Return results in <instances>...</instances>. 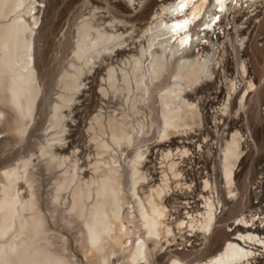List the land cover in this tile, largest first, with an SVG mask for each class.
I'll return each mask as SVG.
<instances>
[{
	"label": "bare ground",
	"instance_id": "1",
	"mask_svg": "<svg viewBox=\"0 0 264 264\" xmlns=\"http://www.w3.org/2000/svg\"><path fill=\"white\" fill-rule=\"evenodd\" d=\"M112 1L149 14L134 22L136 29L125 15L98 23L90 13L77 23L75 40L66 41L72 56L56 81L62 91L49 120L52 137L0 171V264H79L82 256L68 252L64 237L61 250L54 246L61 234L51 224L60 204V220L78 227L81 254L100 264L117 253L123 264H168L166 255L171 264H264V146H255V128L241 116L257 88L246 54L252 36L264 49V0ZM113 2H105L106 15ZM50 5L0 0V122L29 147L44 92L36 40L53 24ZM210 34L217 42L209 45ZM230 35L235 47L219 53ZM260 80L259 87L264 74ZM235 103L239 111L232 113ZM98 104L110 110L92 117ZM84 109L96 156L88 164L76 150ZM237 114L242 134L229 123ZM218 130L212 153L203 157L196 137ZM123 146L132 147L129 161ZM39 165L63 169L51 187L50 219L37 197ZM129 220L141 236L132 234ZM216 230L225 233L221 243ZM179 231L183 239L176 241ZM216 244L213 254L186 260Z\"/></svg>",
	"mask_w": 264,
	"mask_h": 264
},
{
	"label": "rangeland",
	"instance_id": "2",
	"mask_svg": "<svg viewBox=\"0 0 264 264\" xmlns=\"http://www.w3.org/2000/svg\"><path fill=\"white\" fill-rule=\"evenodd\" d=\"M107 1L113 2L112 0H107ZM107 1L106 0H50V2H51L50 16L53 18V24L50 27L45 28V30H43L42 33L37 34L38 37L36 40V46H37L36 47V51H37L36 52V62H37L36 64H37L38 75H39L41 87L43 88V91H44L43 95H42L43 100L41 101V107L38 109V112L36 115V117L38 119V121H37L38 124L32 125V122L30 123L31 128L35 131H34V136L31 137L29 140V141H31V146L29 147L26 143V140L23 142H17L16 139L13 138L11 133L9 132V128L4 125V122L3 121L0 122V171L2 169H4L5 166L17 162L22 157H26V158L31 157V155L33 153H35L36 149L38 150L39 147H41L44 143H46V141L50 138L52 131L54 129V128H52V129L49 128V126H50L49 120L52 116L51 111H52L54 104L56 102L55 99H58L57 94H59V92L62 91L61 87L59 85L58 86L56 85L57 84L56 81L59 79L61 71L64 70V68H67L69 65L68 61H70L72 54H71L70 49H68V48L66 49L65 43L68 39L75 40L74 36H75V30L77 28V23L81 22V20H83L84 17L90 16V13H94L93 19L98 23L101 22V19L103 21V19L106 20V18H107V21H109L108 19L112 18L113 16L117 17V18H121V16H124V15L127 16V19L131 23H134V22L136 23L138 21L140 22V20L141 21L146 20V17L149 14V10H147V9H143L141 13L132 14L130 11H127V8L125 7L126 6L125 3L113 2L112 4H110L111 7H113V8L109 12L110 14L109 15L107 14L109 16L108 17L106 15V13H104L105 12L104 10L107 9V4L105 3ZM262 15H264V13ZM135 23H134L135 28L136 29L139 28L140 25L135 24ZM261 25L262 26L260 27L259 31L262 32V34H263L264 24H261ZM39 26H40V24H37L35 26L36 32H39V29H38ZM210 35H212V34H210ZM252 37L254 38V39L252 38V40H253L252 46L251 47L249 46V48H248V49H250V53H247L246 55L250 58V66H251V68L255 74V78H256L255 84H256L257 88H254L255 93L252 94V92H253L252 91L250 93L248 99L246 100V102L243 103V104H245V105H243L244 113H241V116L245 115L246 122L248 124L250 123L255 128L254 138L256 137L255 140L257 141L255 146H257V147L261 146L262 147V146H264V133L261 132L263 127L260 124V119L258 118L257 114H259V112H260L258 110H260V106L262 104L261 102L264 101V84L261 85L262 89H261V87H259L260 81H261L260 78H261L262 74H264V49L261 47H257L256 42H255L256 39L254 36H252ZM212 38H213L212 40L211 39L209 40V43H208L209 45L211 44L212 41L217 42V40H215V35H212ZM234 39H235L234 36H232V35L228 36V39L221 44L222 47H220L219 53L224 52L227 55L231 51V49H233V46L231 47V45H234V47H235ZM229 65L230 66H229V70L227 71V75H228V77H234V71H233L234 65L233 64L232 65L229 64ZM231 74L233 76H231ZM240 88H242V86H240ZM240 88H239V90H240ZM261 98H262V100H260ZM256 99H258V100H256ZM244 106H245V109H244ZM100 108H101V111L103 109L102 112H104L105 114H106V112H108V110H110L107 108L99 107V104H98L96 106L97 110L95 109V111L93 112L94 114L93 113L91 114L92 117L97 114V112H98V110H100ZM238 109H239V105L237 103L232 105V113L235 112V110L237 111ZM245 110H246V112H245ZM85 111H86V109H84L82 112V116L85 117V118L83 117L85 119L84 120L85 122L83 124L84 127H82L83 128L82 134L79 135V146L76 148V150L78 149V152H79V153H77L78 154L77 157L80 158L79 160L81 162L83 161L84 163L88 164V163H90L89 161H91V163L94 162L93 160H95L94 157H96V156H95V152L93 151V148L90 147L89 132L85 131V129L87 130L88 125H89L88 123H90V121H91L90 119L92 117L90 118L91 115H87L88 116L87 117L85 114V113H87V111L86 112ZM239 116L240 115H238L237 118L234 119V121H233V119H231V122H229V123L231 124L232 122H236V130H239L240 133L242 134L243 131L238 127V125L241 123ZM105 117H104V120L106 119ZM3 125H4V127H3ZM210 125H211V123H209L208 126H210ZM50 130H51V132H50ZM188 134L189 133H187V135ZM217 135H221L219 130L216 131V133H210L208 135L203 134V135H199L196 137V139H197L196 143L203 144V146H204L203 157L207 156V152L212 153L213 149L209 148V147H211L210 144L212 143L211 139H215L217 137ZM26 136H27V134H26ZM257 136H258V138H257ZM207 145H208V147H206ZM124 147L125 146H123L124 156L126 157L129 155L126 158L129 161L131 159L130 157L133 156V154L130 155L132 152V147L130 146L127 149ZM244 149L245 148H242V153L244 152ZM36 154L38 155L39 153L36 152ZM36 154L32 157L33 158L32 160L34 163L37 162L36 160H35L36 162L34 161L35 157L37 156ZM124 156L122 158L123 160L125 159ZM244 157L245 156L243 155L242 156V164L243 165H244ZM186 159H187V157L185 158V160ZM127 160H126V163L128 162ZM165 164H166V161L163 162V165H165ZM243 165H241L240 167H242ZM38 167H40V168H38ZM42 167H43L42 165H39L35 168V170L38 168L37 171H35L36 172L35 178H37L36 179L37 180L36 189L38 188L37 189L38 190L37 191V197L39 198V202H40L42 208H44L43 210H45L44 212L48 213L47 217H49L50 213H52V211H53V205L50 203L51 197L53 194V189H52L53 183H54L53 180H55V176L58 175L57 173H61L60 170H63V169L57 168V169H54L52 172H48L45 170L44 167L43 168ZM240 176L241 175H237V173H236V178H238ZM130 201H131V199H130ZM64 208L65 207L62 204H60L56 207V211H55V215H56L55 220L56 221H54V223L52 222L53 224H51L52 227L55 229V233L61 234V236L59 235L61 237V239H62V237H64V240L66 239L68 241V242H66L65 246L68 249V252L70 254L71 253L76 254L78 256V258L80 256H82L81 257L82 261H80L79 264H100V263H97V261H92L93 259L92 260L87 259L91 255H88L86 258H84L83 254H81L82 250H81L80 246L78 245L79 243L76 240V235H77V237L79 236V232L77 231L78 230L77 225L75 224L72 227L70 226V229H69L65 225V222L63 223V221L60 220V217L64 211ZM232 210L233 209H231L230 211H232ZM230 211H228V212H230ZM48 219H50V217ZM132 222L133 221L129 220L130 224L128 223L127 226L129 225V228H131L132 234L134 235L135 232H137V231L139 232L140 230H139V228L136 227L135 223H132ZM132 226L134 228H137L138 230L133 229ZM182 233L183 232L179 231V233L175 234V237L177 238L176 241L183 239ZM222 233H223V230L222 231L216 230V232L214 231L213 235L216 234L218 236V239H219L216 243H221L222 240L224 239L225 233H223V234ZM137 234H135V235L139 236ZM139 234L141 236L142 232H139ZM130 235H129V237H131V236L133 237V235H131V236ZM60 237H59V239L55 238V242H54V246L58 250H61L60 248H62L61 246L63 245L62 241H64L63 239L61 240ZM76 242H77V245L75 244ZM217 246H219V244H216L214 247H212L213 249L211 247H209L208 249L202 250L201 252H199V254H197L198 256H195V255L194 256H192V255L188 256V257H186V260L192 261L198 257H200V258L207 257V256L213 254L215 247H217ZM67 249L65 251H67ZM159 253L161 254V252H158V254ZM117 255L118 256L113 255V257H111V263L110 264H120V261H121V264L125 263L124 259L120 260L121 257L119 256V253H117ZM166 256L164 257V261L168 262V264L169 263L171 264V262L168 261L169 256L168 255H166ZM157 263L160 264L162 262L157 261L154 264H157Z\"/></svg>",
	"mask_w": 264,
	"mask_h": 264
}]
</instances>
